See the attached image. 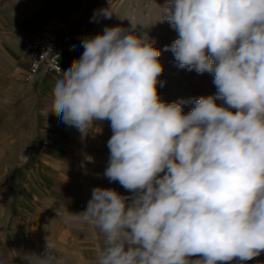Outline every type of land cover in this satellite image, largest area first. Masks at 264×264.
Instances as JSON below:
<instances>
[{
  "label": "clouds",
  "instance_id": "clouds-1",
  "mask_svg": "<svg viewBox=\"0 0 264 264\" xmlns=\"http://www.w3.org/2000/svg\"><path fill=\"white\" fill-rule=\"evenodd\" d=\"M161 10L178 33L164 51L212 74L217 91L161 100V50L135 25L85 37L54 85L52 114L82 136L110 122L103 176L130 195L94 187L68 219L104 234L96 264L250 261L264 252V0H166ZM113 15L108 6L92 20Z\"/></svg>",
  "mask_w": 264,
  "mask_h": 264
},
{
  "label": "crops",
  "instance_id": "crops-1",
  "mask_svg": "<svg viewBox=\"0 0 264 264\" xmlns=\"http://www.w3.org/2000/svg\"><path fill=\"white\" fill-rule=\"evenodd\" d=\"M45 3L20 0L26 11L0 30V241L13 262L20 256L26 264H77L103 245L99 228L68 219L86 210L79 201L96 182L83 166L103 158L93 148L99 130L82 136L52 114L53 88L62 74L49 71L24 81L21 47L49 25L60 34L66 70L82 55L81 41L100 33L102 19L92 17L109 0H67L60 12L41 7ZM47 240L54 245L50 260L44 257Z\"/></svg>",
  "mask_w": 264,
  "mask_h": 264
},
{
  "label": "rangeland",
  "instance_id": "rangeland-1",
  "mask_svg": "<svg viewBox=\"0 0 264 264\" xmlns=\"http://www.w3.org/2000/svg\"><path fill=\"white\" fill-rule=\"evenodd\" d=\"M20 0H0V30L5 26H11L13 20L17 18L20 14L26 11V7L18 5ZM46 3L41 4V7L51 8L52 11H59L63 8H66L67 0H45ZM166 3V0H109V3L104 7H110L111 11L114 13L111 19H102V25L100 33L103 32L105 26H117L120 25L125 28H130L131 24L136 26L135 32L137 35H143L144 33L148 34L149 39L152 40L153 37H156L155 41L160 43V47H165L170 45L175 39L178 38V33L171 27L168 22H159L162 18L161 16V7ZM148 26V27H146ZM45 27V26H44ZM46 27H49L47 25ZM99 33V34H100ZM155 33V34H154ZM1 40V39H0ZM22 42V57L28 63L27 55L24 53ZM158 48L159 46H155ZM159 49V48H158ZM168 52L173 58V64L176 65L174 55L171 51ZM23 61V63H26ZM165 70V69H164ZM179 74H181L186 81H188L193 89L197 92L198 98L201 96L214 95L217 91L216 86L213 84V75L209 73L198 74L195 70L188 71L186 69L178 68ZM23 75V73H22ZM23 79V77H22ZM172 81V77L166 78V74L162 73L160 76L161 84L158 85V92L161 100L168 101L170 96L173 93V89L167 87V81ZM164 83V85H163ZM167 88H163V87ZM164 89V90H163ZM166 90V92H165ZM172 90V92H171ZM163 91V92H162ZM171 94V95H170ZM179 95V92L177 93ZM218 104H223V101H217ZM94 127H96L99 132L94 133L93 135V148L100 156L102 160L100 161H85L84 171L85 173L92 174L96 177V182L93 183L92 189L94 187H103V188H112L122 195H130L128 190L124 189L118 181L110 182L108 178L103 176L104 170L108 166L109 161V149L107 142L113 134L110 127L109 121H95ZM92 189L90 196L85 199H81L79 203L85 202V209L87 208L88 201L92 195ZM78 203V204H79ZM101 241L105 239L104 234L100 231ZM103 245L101 246V248ZM98 251L94 249H89L86 251L85 260L77 264H96ZM88 258V260H86ZM12 261L10 250L5 248L0 241V264H26L20 260ZM190 264L193 261L199 260V257H191ZM259 260H250V261H239L233 260L227 262V264H264V256H259ZM262 261V262H261ZM74 264V263H73ZM76 264V263H75Z\"/></svg>",
  "mask_w": 264,
  "mask_h": 264
},
{
  "label": "built area",
  "instance_id": "built-area-1",
  "mask_svg": "<svg viewBox=\"0 0 264 264\" xmlns=\"http://www.w3.org/2000/svg\"><path fill=\"white\" fill-rule=\"evenodd\" d=\"M60 34L49 27H42L35 35L24 42L23 50L28 63L23 72V80L32 82L39 74L55 72L62 74L61 54L57 47ZM84 203H80L83 207Z\"/></svg>",
  "mask_w": 264,
  "mask_h": 264
},
{
  "label": "bare ground",
  "instance_id": "bare-ground-1",
  "mask_svg": "<svg viewBox=\"0 0 264 264\" xmlns=\"http://www.w3.org/2000/svg\"><path fill=\"white\" fill-rule=\"evenodd\" d=\"M152 40H154L153 41L154 46H159L158 48L161 50V56L159 59H160V62L164 65L165 70L163 71V73L166 74L167 79L172 77L171 82L169 80L167 81V87L169 88L171 87L173 89V93L172 95L170 94L171 96L169 100L166 102L171 103L173 101L179 102V101H184V100H189V99L194 100L195 98H198L197 96L198 94L193 89V86H191V84L188 81H186L181 74H179L178 67L175 64H173V58L170 55H168V52L164 51L163 47H160V43L158 41H155L156 37H153ZM178 92H179V95H177ZM194 106H195L194 103L183 104L182 108H183L184 113L187 114L189 111L192 110ZM259 256H264V252H261ZM259 256L255 257L252 260H256V261L259 260L258 259Z\"/></svg>",
  "mask_w": 264,
  "mask_h": 264
}]
</instances>
